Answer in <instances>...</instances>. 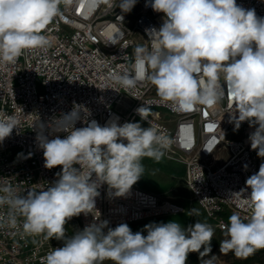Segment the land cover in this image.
Masks as SVG:
<instances>
[{
    "label": "clouds",
    "instance_id": "1",
    "mask_svg": "<svg viewBox=\"0 0 264 264\" xmlns=\"http://www.w3.org/2000/svg\"><path fill=\"white\" fill-rule=\"evenodd\" d=\"M62 2L0 0V65L14 64L26 49L50 45L44 31L60 14ZM108 2L129 13L137 0ZM150 7L163 13L159 29L146 30L154 37L151 50L137 46L135 74H114L111 79L126 89L147 80L155 87L159 103L177 111L200 105L216 110L229 97L228 122L234 124V131L243 122L254 127L248 137L251 149L264 158V17L236 0H150ZM135 111L148 127L140 122L120 124L118 117L101 126L89 119L90 109L73 102L70 111L48 122L47 135L41 124L36 136L44 167H61L57 178L45 189H29L21 195L0 177V206L12 210L9 225L16 227L19 214L24 217L25 234L63 242L41 264H187L190 253H198L199 264H215L217 256L210 255L215 229L200 220L187 228L175 220L149 223L144 226L145 236L133 233L127 223L112 228L99 213L82 230L66 235L69 220L96 211L102 185L107 184L109 198L125 197L144 176L142 160L158 163L163 158L170 141L151 126V107L143 104ZM77 122L86 126L77 128ZM19 127L16 115H0V142ZM61 132L67 136L55 135ZM245 183V189L232 194H244L251 215L246 222L238 213L230 215L228 224H220L226 238L219 243L220 253L231 252L242 260L264 250V163ZM188 215L200 213L192 208Z\"/></svg>",
    "mask_w": 264,
    "mask_h": 264
},
{
    "label": "built area",
    "instance_id": "2",
    "mask_svg": "<svg viewBox=\"0 0 264 264\" xmlns=\"http://www.w3.org/2000/svg\"><path fill=\"white\" fill-rule=\"evenodd\" d=\"M236 2L264 17V0ZM59 7L60 14L44 31L49 46L26 49L14 64L0 65V115H16L20 121V127L0 142L3 183H10L23 195L29 189H45L57 178L61 167H44L36 136L41 124L47 135L48 122L70 111L73 102L90 109L89 119L101 126L118 117L120 124L140 122L148 127L135 111L144 104L152 110L151 126L170 141L164 156L185 167L184 182L191 201L220 229L221 223L228 224L223 215L226 211L238 213L246 222L251 209L244 194L234 197L232 193L246 188V179L259 171L264 160L251 149L248 139L255 128L243 122L234 131V124L228 122L231 99L225 96L216 110L200 105L177 111L170 104L159 103L155 87L147 80L126 89L111 79L114 74H135L134 49L151 50L154 37L146 30L159 29L163 13L153 11L150 0H137L129 13L112 7L108 0H63ZM84 126L82 122L75 125ZM55 135L65 138L67 133ZM99 192L96 211L69 220L66 235L82 230L99 213L101 220L115 228L120 223L132 225L185 211L171 199L137 184L125 197L109 198L107 184ZM11 213L8 205L0 206V264H41L49 251L63 246L62 241L46 239L43 234H25L22 215L16 214L17 225L11 227Z\"/></svg>",
    "mask_w": 264,
    "mask_h": 264
},
{
    "label": "rangeland",
    "instance_id": "3",
    "mask_svg": "<svg viewBox=\"0 0 264 264\" xmlns=\"http://www.w3.org/2000/svg\"><path fill=\"white\" fill-rule=\"evenodd\" d=\"M142 163L145 167L144 176L136 184L147 190L154 191L162 197L171 199L173 202L181 205L185 211L180 214L163 216L146 222L129 225L133 233L139 231L146 236L147 232L144 230V226L153 222L167 223L175 220L182 227L187 228L188 225L194 224L196 220H200L201 222L209 223L215 229L213 240L211 241L212 253H210V255L215 254L217 256L215 264H264V250L257 251L255 255L250 256L246 260L237 259L231 252L226 255L220 253L219 243L222 239L226 238L224 236V230L218 228L204 211L196 203L191 201L190 194L184 182L185 167L182 163L167 158L166 156H163L158 163L151 158H144ZM192 208L198 209L200 215H188V211ZM223 215L227 222H229L228 218L232 214L226 211ZM210 255L203 257V259L210 258ZM105 264H109V262H105ZM187 264H199L198 253H190Z\"/></svg>",
    "mask_w": 264,
    "mask_h": 264
}]
</instances>
